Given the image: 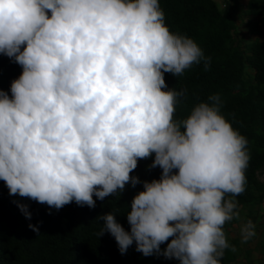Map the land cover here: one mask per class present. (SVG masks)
<instances>
[{
	"label": "clouds",
	"instance_id": "obj_1",
	"mask_svg": "<svg viewBox=\"0 0 264 264\" xmlns=\"http://www.w3.org/2000/svg\"><path fill=\"white\" fill-rule=\"evenodd\" d=\"M0 54L23 69L11 96L0 90V180L10 195L92 208L93 196L140 183L130 173L154 155L150 167L162 173L134 196L130 232L110 212L97 236L109 232L122 254L135 241L145 256L221 264L223 226L240 219L248 142L220 114L219 95L173 119L184 93L162 90L164 73L201 61L207 70L211 58L169 30L159 0H0ZM254 229L240 225L242 243Z\"/></svg>",
	"mask_w": 264,
	"mask_h": 264
},
{
	"label": "trees",
	"instance_id": "obj_2",
	"mask_svg": "<svg viewBox=\"0 0 264 264\" xmlns=\"http://www.w3.org/2000/svg\"><path fill=\"white\" fill-rule=\"evenodd\" d=\"M164 12L165 24L173 33L193 39L206 57L204 63H194L180 76L164 73L167 91L174 89L184 95L177 98L173 119H186L192 110L208 97L219 95L220 114L247 139L250 155L245 175V191L235 197L238 202L241 224L251 220L255 225L264 198V182L258 174L264 172V37L244 42L235 31L237 16L258 17V25L264 24L262 0H247L240 3L226 0L218 9L213 0H159ZM50 15V13H49ZM257 23L247 22V32L259 34ZM244 68L251 71L244 76ZM22 67L4 54H0V90L10 93V85L22 73ZM154 155L139 159L137 168L130 173L138 177L135 187L128 183L122 192L96 201L95 207L78 205L75 201L60 209L49 207L29 198L10 195L3 180H0V264H180L166 259L161 254L149 256L136 251V243L121 253L115 238L107 231L97 236L107 213H115L116 221L125 231L131 230L127 211L135 195L143 191V182L160 179L162 169L150 167ZM177 171V170H174ZM226 198L227 195H226ZM28 206V219L18 205ZM238 222L228 221L227 228ZM38 228L33 231L29 225ZM169 241L160 245L161 250ZM221 264H233L239 249L236 240H227ZM264 264V236L258 244ZM245 253V252H244ZM246 253L244 254V257Z\"/></svg>",
	"mask_w": 264,
	"mask_h": 264
},
{
	"label": "rangeland",
	"instance_id": "obj_3",
	"mask_svg": "<svg viewBox=\"0 0 264 264\" xmlns=\"http://www.w3.org/2000/svg\"><path fill=\"white\" fill-rule=\"evenodd\" d=\"M218 9L222 8L226 0H213ZM244 2L240 3V7L243 8ZM258 17H245L237 16L235 19V31L242 38L244 42H250L255 38L261 39L264 37V24L258 25ZM257 23L256 30L259 34L252 35L247 32L246 23ZM251 71L247 68H244V76L250 75ZM258 180L264 182V172L258 174ZM261 211L259 213V218L256 223V236L249 243H242L240 237V225L241 219L234 225H231L227 228L226 239L227 240H236L239 253H237L233 264H257L263 258L258 251V244L261 241L262 236H264V198L261 203ZM246 256L244 257V254Z\"/></svg>",
	"mask_w": 264,
	"mask_h": 264
},
{
	"label": "built area",
	"instance_id": "obj_4",
	"mask_svg": "<svg viewBox=\"0 0 264 264\" xmlns=\"http://www.w3.org/2000/svg\"><path fill=\"white\" fill-rule=\"evenodd\" d=\"M233 1H236L237 3H243L246 2L247 0H233Z\"/></svg>",
	"mask_w": 264,
	"mask_h": 264
},
{
	"label": "crops",
	"instance_id": "obj_5",
	"mask_svg": "<svg viewBox=\"0 0 264 264\" xmlns=\"http://www.w3.org/2000/svg\"><path fill=\"white\" fill-rule=\"evenodd\" d=\"M261 4H262V6L264 7V0H262V3H261Z\"/></svg>",
	"mask_w": 264,
	"mask_h": 264
}]
</instances>
